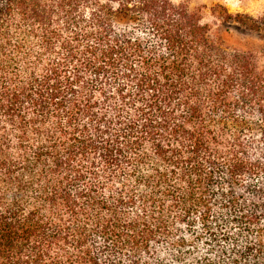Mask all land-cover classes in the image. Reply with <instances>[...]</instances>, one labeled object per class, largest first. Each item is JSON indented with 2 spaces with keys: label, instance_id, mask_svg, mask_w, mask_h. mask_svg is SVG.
Wrapping results in <instances>:
<instances>
[{
  "label": "trees",
  "instance_id": "obj_1",
  "mask_svg": "<svg viewBox=\"0 0 264 264\" xmlns=\"http://www.w3.org/2000/svg\"><path fill=\"white\" fill-rule=\"evenodd\" d=\"M0 264H264V44L184 0H0Z\"/></svg>",
  "mask_w": 264,
  "mask_h": 264
},
{
  "label": "rangeland",
  "instance_id": "obj_2",
  "mask_svg": "<svg viewBox=\"0 0 264 264\" xmlns=\"http://www.w3.org/2000/svg\"><path fill=\"white\" fill-rule=\"evenodd\" d=\"M180 1V0H177ZM191 11H199L203 14L204 21L211 24L214 32L218 33L226 43L240 45L245 48L249 44L263 45L264 41L251 33L245 26L237 23L224 22L221 19L225 7L231 14H248L259 17L264 12V0H184ZM204 245H196L194 252L196 257H203L207 253ZM166 246L160 249L162 256L171 261L172 256Z\"/></svg>",
  "mask_w": 264,
  "mask_h": 264
}]
</instances>
